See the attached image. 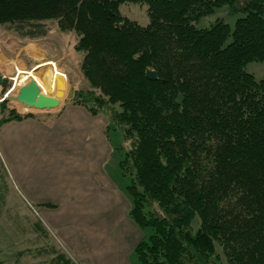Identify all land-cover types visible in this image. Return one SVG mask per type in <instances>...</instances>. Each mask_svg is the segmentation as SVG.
<instances>
[{
	"label": "trees",
	"instance_id": "16d2710c",
	"mask_svg": "<svg viewBox=\"0 0 264 264\" xmlns=\"http://www.w3.org/2000/svg\"><path fill=\"white\" fill-rule=\"evenodd\" d=\"M126 2L146 4L149 23L123 15ZM226 4L242 14L233 29L199 25ZM263 12L264 0H0V26L22 37H46L50 21L76 33L91 89L72 102L106 113L108 137L122 132L129 216L144 233L135 264H213L217 245L226 264H264V78L246 69L264 61ZM1 107L0 129L39 117Z\"/></svg>",
	"mask_w": 264,
	"mask_h": 264
},
{
	"label": "crops",
	"instance_id": "0c3cea01",
	"mask_svg": "<svg viewBox=\"0 0 264 264\" xmlns=\"http://www.w3.org/2000/svg\"><path fill=\"white\" fill-rule=\"evenodd\" d=\"M19 67L23 71L17 66L15 70L26 78L29 69ZM59 71L55 61L34 71L44 93L57 95L54 89L62 82ZM41 79L46 80L45 87ZM108 121L101 113L93 115L70 102L54 109L47 120L28 117L0 129V150L17 169L29 197L46 204L38 207L42 224L75 264H135L131 253L144 236L129 216L130 200L105 170L112 152L104 133ZM17 190L26 197L21 187ZM35 224L32 239L28 238L31 245L18 253L24 251L32 263H60L62 248L49 238L46 228Z\"/></svg>",
	"mask_w": 264,
	"mask_h": 264
},
{
	"label": "rangeland",
	"instance_id": "374dc122",
	"mask_svg": "<svg viewBox=\"0 0 264 264\" xmlns=\"http://www.w3.org/2000/svg\"><path fill=\"white\" fill-rule=\"evenodd\" d=\"M120 10L123 15L138 21L142 25H146L150 21L146 4L126 2L120 5ZM229 12L230 7L226 4L216 9L215 13L203 18L199 22V25L206 26L210 21H214L216 18H222L226 20L233 29L236 19L242 14L231 15ZM49 23V34L46 37L36 39L22 37L16 32L9 30L8 26H0V70L5 77L2 91L4 94H7L6 96L8 98L16 96L21 85L27 84L31 79L37 78L36 73H34L35 70H38L42 65L44 67L48 66L52 61H55L59 66V72L62 78L61 83L56 81L57 87L54 89L55 94L58 92L60 98L65 97L68 91L67 86L69 87V85H74L77 93L80 91L88 92L91 89L82 71L84 53L75 48L77 43L76 33L72 30H61L54 21H50ZM38 61L41 65L37 64ZM15 66L18 67V70H20L19 66L24 69H29L28 71L30 74L26 75V78H22V76H24V74L20 72L22 69L16 71ZM246 69L253 73L258 80L264 78V61H251L247 64ZM45 73L47 74V71L43 74ZM40 81L45 87L46 80L41 79ZM3 102H0V111ZM5 103L6 107L15 108L20 113L31 112L46 120V115L51 114L54 110L42 111L30 108L24 110L22 109L23 105L15 99L7 100ZM101 115L108 118L107 114L104 112H101ZM106 128L104 133L110 143L112 152L105 163V170L115 181L125 197L131 200L127 192V186L132 183V179L131 176L127 174L124 175L120 167V160L123 156V152L118 149V146L123 143L122 132L119 129L111 128L110 137H108ZM6 158L5 153L3 154L2 150H0V193L2 194L0 201V259L7 261L9 264H46L32 263L28 256L18 253L19 249L31 245L32 241L29 243L28 238L32 239L31 235L34 233V230H32L34 228L33 223L41 221V218L39 217V206H36L35 200L29 197L27 192L23 189L20 175L18 177L16 171L17 169L13 167L8 158ZM20 187L22 191L24 190L25 196L28 197L31 202L26 199V197L22 196L21 191L17 190ZM43 222H45V220ZM199 226L200 219L196 217L193 221V227L196 230ZM46 229L48 231L47 233L51 234L48 228ZM20 230H23V232ZM145 232L146 235L151 233L150 229H146ZM49 238L53 242L56 241L53 234H51ZM54 243H56V245L59 244L57 242ZM58 246L62 248L70 260L72 259L71 261H76L63 245L60 244ZM131 255L133 263H136L134 252H132ZM226 263L222 248L217 245V254L213 257V264Z\"/></svg>",
	"mask_w": 264,
	"mask_h": 264
},
{
	"label": "water",
	"instance_id": "95a60500",
	"mask_svg": "<svg viewBox=\"0 0 264 264\" xmlns=\"http://www.w3.org/2000/svg\"><path fill=\"white\" fill-rule=\"evenodd\" d=\"M118 26V25H117ZM146 76L151 80L159 79V75L156 70L148 68L146 70ZM5 77L0 72V97L5 98V100L15 99L21 105L26 106L30 109L36 110H52L58 108L62 103H70L76 93V88L74 85H69L68 91L65 97L60 98L57 95H49L42 91V88L37 83L35 79L30 80L27 84L21 85L16 96L7 97L3 94L2 86L4 83ZM178 103L183 102V95L178 96Z\"/></svg>",
	"mask_w": 264,
	"mask_h": 264
},
{
	"label": "built area",
	"instance_id": "2783aa9c",
	"mask_svg": "<svg viewBox=\"0 0 264 264\" xmlns=\"http://www.w3.org/2000/svg\"><path fill=\"white\" fill-rule=\"evenodd\" d=\"M4 98L0 97V102H3Z\"/></svg>",
	"mask_w": 264,
	"mask_h": 264
},
{
	"label": "bare ground",
	"instance_id": "6f19581e",
	"mask_svg": "<svg viewBox=\"0 0 264 264\" xmlns=\"http://www.w3.org/2000/svg\"><path fill=\"white\" fill-rule=\"evenodd\" d=\"M36 80V79H35ZM37 81V80H36Z\"/></svg>",
	"mask_w": 264,
	"mask_h": 264
}]
</instances>
